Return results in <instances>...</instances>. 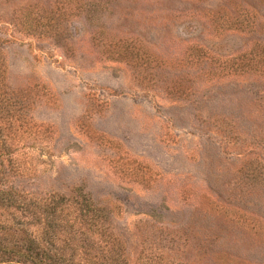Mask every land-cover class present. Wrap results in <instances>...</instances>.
<instances>
[{"label":"rangeland","instance_id":"rangeland-1","mask_svg":"<svg viewBox=\"0 0 264 264\" xmlns=\"http://www.w3.org/2000/svg\"><path fill=\"white\" fill-rule=\"evenodd\" d=\"M0 37L8 84L47 129L21 145L26 175L4 161L3 243L25 235L13 186L80 187L128 264H264V0H0ZM116 43L147 69L103 54ZM159 227L192 247L161 252Z\"/></svg>","mask_w":264,"mask_h":264},{"label":"trees","instance_id":"trees-1","mask_svg":"<svg viewBox=\"0 0 264 264\" xmlns=\"http://www.w3.org/2000/svg\"><path fill=\"white\" fill-rule=\"evenodd\" d=\"M55 25L53 23L52 28ZM103 54L131 64L138 73L148 66L141 62V55L131 46L117 43L114 47L105 46ZM6 68L0 37L2 186L7 178L4 167L7 156L13 155V175L22 177L26 175V164L21 158L24 155L20 150L22 143L37 144L47 138V129L30 115L33 104L30 91L12 88L6 79ZM27 147L31 150L33 146ZM6 191L2 189L0 194ZM28 197L13 186V227L25 235L13 239V248L0 239V264H128L126 246L114 229L111 212L83 188H75L70 193L50 191L41 199ZM159 229L156 247L163 253L184 251L192 247L195 240L185 232Z\"/></svg>","mask_w":264,"mask_h":264}]
</instances>
